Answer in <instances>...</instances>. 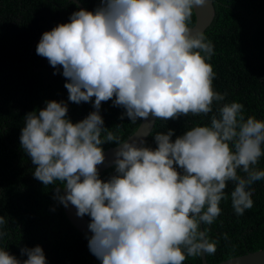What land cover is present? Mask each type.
<instances>
[{
  "label": "clouds",
  "instance_id": "1",
  "mask_svg": "<svg viewBox=\"0 0 264 264\" xmlns=\"http://www.w3.org/2000/svg\"><path fill=\"white\" fill-rule=\"evenodd\" d=\"M206 2L98 0L94 10L78 8L45 31L36 46L62 69L68 100L94 110L73 122L67 103L48 100L25 114L20 146L34 178L54 186V198L75 207L77 217H90L88 247L101 264H184L214 254L216 242L202 225L221 214L228 183L235 185L232 207L243 215L253 205L251 185L264 179L256 167L264 120L245 118L239 102H224L226 94L213 86L214 46L189 27L193 10ZM110 100L132 123L211 114L210 124L157 133L155 147L121 141L101 115ZM106 142L118 147L114 174L103 179ZM21 255L27 258L0 247V264H47L40 245L21 248Z\"/></svg>",
  "mask_w": 264,
  "mask_h": 264
},
{
  "label": "trees",
  "instance_id": "2",
  "mask_svg": "<svg viewBox=\"0 0 264 264\" xmlns=\"http://www.w3.org/2000/svg\"><path fill=\"white\" fill-rule=\"evenodd\" d=\"M79 1L87 9L98 5V0ZM212 3L214 17L202 33L214 46L209 60L216 74L213 86L226 94L224 102L241 103L245 118L264 120V0ZM78 8L69 0H0V216L5 220L0 225V247L21 260L27 258L21 255V248L40 245L47 264H101L90 252L88 238L70 223L54 198L55 187L44 186L34 178L35 166L20 146L25 114L43 108L48 100L67 103L73 122L94 110L92 103L70 102L62 69H54L36 54L42 34L68 22ZM194 23L193 12L189 26ZM100 111L107 130L121 141L141 121L132 123L126 116L121 120L124 109L113 106L111 100L102 103ZM210 117L190 114L177 120H156L145 141L155 147L153 136L157 133L171 128L175 135H181L193 126L210 124ZM114 145L106 142L102 147ZM256 167L264 170V156ZM112 174L113 165L100 172L103 179ZM239 174L246 175L242 171ZM234 187L228 183V198L221 201L217 219L202 225L209 239L216 242L215 253L206 255L210 264L264 248V179L251 185L253 205L243 215H237L232 207ZM184 264H202L201 257L189 256Z\"/></svg>",
  "mask_w": 264,
  "mask_h": 264
},
{
  "label": "water",
  "instance_id": "3",
  "mask_svg": "<svg viewBox=\"0 0 264 264\" xmlns=\"http://www.w3.org/2000/svg\"><path fill=\"white\" fill-rule=\"evenodd\" d=\"M76 4L78 5L79 8L82 7L87 9L79 0H77ZM95 8L88 10H94ZM193 12L195 15V23L189 27L194 32H204V30L210 25L214 17L215 9L212 0H207L206 4L203 7L194 9ZM155 122L156 120L152 117H150L148 120H141L137 129L131 135H129L124 141L129 139L146 140L149 134L151 133L155 125ZM117 147L118 145H114L108 147L107 149H104L105 162L99 167L100 172L113 165L114 152L117 149ZM62 208L70 223L80 233H82L84 236L88 238V236L91 235L87 227L88 223L90 222V219L87 216L83 218L77 217L75 207L71 206L70 204L68 207L62 205ZM200 257L202 264H210L206 259V255H202ZM216 264H264V248L255 251H250L242 255L233 256L225 260H222Z\"/></svg>",
  "mask_w": 264,
  "mask_h": 264
},
{
  "label": "bare ground",
  "instance_id": "4",
  "mask_svg": "<svg viewBox=\"0 0 264 264\" xmlns=\"http://www.w3.org/2000/svg\"><path fill=\"white\" fill-rule=\"evenodd\" d=\"M220 19V18H219ZM6 90V89H5Z\"/></svg>",
  "mask_w": 264,
  "mask_h": 264
}]
</instances>
